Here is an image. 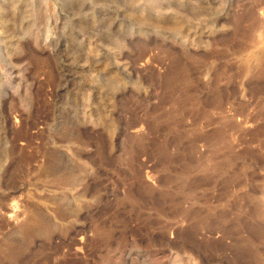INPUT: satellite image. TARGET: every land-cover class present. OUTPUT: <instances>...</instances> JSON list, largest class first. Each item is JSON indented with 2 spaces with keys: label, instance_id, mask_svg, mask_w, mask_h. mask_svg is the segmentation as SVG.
I'll use <instances>...</instances> for the list:
<instances>
[{
  "label": "rangeland",
  "instance_id": "374dc122",
  "mask_svg": "<svg viewBox=\"0 0 264 264\" xmlns=\"http://www.w3.org/2000/svg\"><path fill=\"white\" fill-rule=\"evenodd\" d=\"M170 89L188 95L183 107L163 101ZM161 114L188 136L170 135L185 158L123 151ZM215 129L232 181L226 194L218 176L190 183L186 205L219 202L254 222L256 207L263 230L252 227L247 252L194 244L140 195L190 160L189 138L195 159L209 154ZM174 258L264 264V0H0V264Z\"/></svg>",
  "mask_w": 264,
  "mask_h": 264
},
{
  "label": "bare ground",
  "instance_id": "6f19581e",
  "mask_svg": "<svg viewBox=\"0 0 264 264\" xmlns=\"http://www.w3.org/2000/svg\"><path fill=\"white\" fill-rule=\"evenodd\" d=\"M165 97L174 99V103H177L181 107H183V105L188 101V95L185 94V92H181L179 96H175V91L171 89L165 93L163 101L166 99ZM160 117L161 118L157 121V123H151L148 125L149 132L153 134L151 138L148 139V136H145L144 134L127 135V138L130 142L122 146L123 151L134 154H139L140 152H149L150 154H155V152H157L159 155L163 156V161L167 162H175L177 159L182 160L185 158L183 149L184 147H176V149L173 151L170 150V135L174 138V140L177 141V144L183 143V139L188 138V136L183 134L182 131L178 134H175V128L171 125V119L168 117V115L166 116L161 114ZM212 136L215 138L212 150H210V152L207 151L209 154H200L196 159L193 156L197 145L196 138H189L188 148L190 151V160L188 162H181L179 164V172L177 174L172 175L170 173H166L160 177L159 183L163 186V188L162 186L151 187L148 184H142L140 195L144 194L148 196V198L156 205L159 212H163L167 209L171 216L170 218L172 223H174V219L176 217H178L179 220L185 222L184 227L186 230L183 232V236H186L188 231L190 236L194 237V244L202 245L203 243L205 244L207 242H211L212 244L222 246L224 249L230 248L231 245L234 248L242 246V249L244 248L247 252L248 248H251L252 245V227L255 226L260 232L263 230L261 215L256 211V207H254L252 210L250 209L254 212V214H256L254 218L256 220L254 222L250 218L242 219L243 217L240 215L237 217H229L226 207H219V202L218 204H212L211 201H208L203 204L194 205L191 203L190 205H186L189 197L186 188L190 183L198 184L202 182H208L216 180L219 177L224 188L223 193L226 194L227 189L232 181L231 178L225 175L228 169L233 167L232 159L223 154V152H221L216 146V144L225 141V135L221 133V130H216ZM226 146L229 148L231 146L228 141L226 142ZM196 169L201 171L200 175L194 177L191 176L192 172ZM189 176H191V178L188 179ZM173 184L176 186V191L167 187ZM134 199L137 200L134 201V203H136L138 200H140V196ZM204 231L211 233L213 232L212 234L216 233V238L214 240L213 238H211L212 240H209V238L205 239V236L201 238ZM242 231H247V233L242 234ZM199 234L200 236L197 237ZM227 236H230L232 239L231 243L229 244L224 243V238ZM195 237L200 239H198L199 243L195 240ZM183 242L184 243L182 246L191 248L185 241ZM168 245H170L172 248L176 247V243L174 241H168ZM245 251L243 253L244 255H246ZM210 258L211 257L207 256L206 260ZM171 261L172 264L175 262L178 263L177 258H174Z\"/></svg>",
  "mask_w": 264,
  "mask_h": 264
}]
</instances>
